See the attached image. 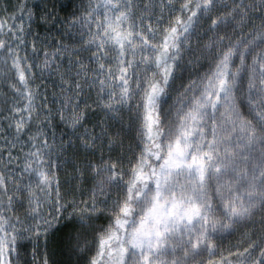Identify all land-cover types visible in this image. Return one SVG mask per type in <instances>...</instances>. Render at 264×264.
Instances as JSON below:
<instances>
[{
    "label": "snow or ice",
    "instance_id": "snow-or-ice-1",
    "mask_svg": "<svg viewBox=\"0 0 264 264\" xmlns=\"http://www.w3.org/2000/svg\"><path fill=\"white\" fill-rule=\"evenodd\" d=\"M70 5L0 0V264H264V0Z\"/></svg>",
    "mask_w": 264,
    "mask_h": 264
},
{
    "label": "trees",
    "instance_id": "trees-1",
    "mask_svg": "<svg viewBox=\"0 0 264 264\" xmlns=\"http://www.w3.org/2000/svg\"><path fill=\"white\" fill-rule=\"evenodd\" d=\"M27 2L36 9L37 13L33 17V30L40 33L42 37L47 35L49 40H51L53 36H58L59 33L56 29L60 27L62 18L71 7L70 0H27ZM53 4L56 5L53 16L47 21L41 19V14H46L48 11H51ZM57 17H59V19ZM51 87L52 85L49 84V90H51ZM57 135H59V132H57Z\"/></svg>",
    "mask_w": 264,
    "mask_h": 264
}]
</instances>
